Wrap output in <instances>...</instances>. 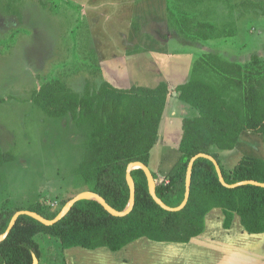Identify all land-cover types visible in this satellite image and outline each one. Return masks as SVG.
Returning a JSON list of instances; mask_svg holds the SVG:
<instances>
[{"label":"rangeland","instance_id":"1","mask_svg":"<svg viewBox=\"0 0 264 264\" xmlns=\"http://www.w3.org/2000/svg\"><path fill=\"white\" fill-rule=\"evenodd\" d=\"M199 21L214 23L216 38L203 41L200 33L207 30ZM206 53L243 64L254 54L264 57V0H0V152L15 157L0 166V209L39 203L59 214L69 199L92 188L78 173L88 124L78 125L71 114L52 117L35 101L52 80L82 95L96 93L104 81L130 88L141 77L168 80L159 139L167 156L160 165L174 170L182 121L198 113L177 96L176 86ZM204 73L210 81L221 80L212 70ZM144 79L137 83L149 84ZM211 151L230 171L243 157H264V140L261 133L244 131L234 149ZM151 157L159 183L166 173L155 170L156 147ZM36 239L38 264H115L111 254L118 255L107 247L65 252L54 237ZM150 241L159 243L157 250L166 244ZM224 254L196 255L200 264H223ZM172 255L175 261L185 258ZM231 258L230 264L240 260ZM133 260L157 264L144 251Z\"/></svg>","mask_w":264,"mask_h":264},{"label":"trees","instance_id":"2","mask_svg":"<svg viewBox=\"0 0 264 264\" xmlns=\"http://www.w3.org/2000/svg\"><path fill=\"white\" fill-rule=\"evenodd\" d=\"M198 25L207 30L200 33L203 41L215 37L214 24L199 21ZM192 65L189 79L179 83L176 91L198 113L183 119L175 169L157 183L158 196L172 207L183 202L189 160L200 152L212 154L219 161L229 184L247 179L264 182V157H243L229 171L218 154L211 151L212 147L234 149L244 131L261 133L264 140V57L254 54L250 62L243 64L206 53ZM206 70H212L221 80L206 79ZM144 80L149 84L136 82L130 88H119L104 81L92 95L75 92L63 80H52L42 86L35 100L52 117L71 114L78 125L88 124L90 131L78 173L92 185L90 190L102 195L118 210H124L130 199L128 164L142 161L149 166L170 95L168 80L157 81V76ZM232 89L236 95L231 94ZM14 159L10 153L0 152V166ZM132 175L136 202L130 213L114 216L98 201L82 199L53 225L21 215L0 242V264H34V258L41 257L38 234L54 237L64 249L107 247L118 251L139 238L186 243L204 232L207 215L216 208L222 211L224 228L230 229L239 217L248 233L264 232V187L224 186L213 161L208 158L195 161L190 197L179 211H168L156 203L142 168L133 170ZM28 209L49 219L58 215L39 203ZM16 211L0 209V234L6 231Z\"/></svg>","mask_w":264,"mask_h":264},{"label":"crops","instance_id":"3","mask_svg":"<svg viewBox=\"0 0 264 264\" xmlns=\"http://www.w3.org/2000/svg\"><path fill=\"white\" fill-rule=\"evenodd\" d=\"M190 75L191 73H189V76H187V79L184 82L189 79ZM160 136L161 134H159L158 142L155 146L157 148V158L159 160L155 170H160L162 173H167L170 170L163 167V165H160L161 161L164 160L163 158L167 156L166 145L163 144L164 146H162V144L160 145L159 143ZM159 148H161L162 151L159 150ZM151 160L152 157L150 158V163ZM165 243L166 244L160 245L163 246L160 248V250H157L156 246L159 243H154L150 240H147L146 238H139L129 243L121 250L115 251L116 254H118L116 257H114L111 253L110 254L115 264H148L146 261L144 262V260L134 262L133 256H135L140 251L147 252L149 258H156L157 264H200L204 261L197 260L198 256L196 254H200V252L203 250L205 252L208 250L216 251L222 254L225 253L223 256L224 258H221L219 263L230 264L233 261L231 257H233V259H240L235 264H264V232L259 234L248 233L241 225L239 217H236L233 226L230 229L224 228L222 211L218 208L213 209L207 215L206 228L199 236L192 238L186 243ZM167 246L175 247L170 248ZM70 249L71 248H67L64 251L69 252ZM157 253H159V256H157ZM172 253L176 254L177 256L181 253V257L185 255V258L177 259V261H175ZM164 258H167L168 261H163Z\"/></svg>","mask_w":264,"mask_h":264},{"label":"water","instance_id":"4","mask_svg":"<svg viewBox=\"0 0 264 264\" xmlns=\"http://www.w3.org/2000/svg\"><path fill=\"white\" fill-rule=\"evenodd\" d=\"M201 157L208 158L211 161H213L215 168L217 170L218 176H219V180L226 187L233 188V187H237L240 185H246V184H253V185L264 187V182H260V181L254 180V179H247V180H242V181H239V182H236L233 184H229L225 180V177H224V174H223V171H222V168H221L219 161L212 154L200 152V153H197L196 155L192 156L191 159L189 160L188 167H187V173H186V191H185V198H184L183 202L179 206L172 207V206H169L168 204H166L158 196V194H157V181H156V178H155L152 170L150 169V167L142 161H132L128 164L127 169H126V178H127L129 188H130V199H129L128 206L124 210H118V209L114 208L99 193H97L93 190H86V191L78 193L77 195H75L74 197L69 199L66 202L65 206L62 208L61 212L56 217H54L53 219L46 218L45 216H43L42 214H40L39 212L34 211V210H30V209L17 210L14 213L6 231L3 232L2 234H0V242L3 241L9 235V233L11 232V230L15 226L18 218L21 215L26 214V215H29V216L39 220L43 224L53 225V224L57 223L58 221H60L62 218H64L69 213V211L72 209L74 204L76 202H78L79 200H82V199H94V200L98 201L109 213H111L114 216H125V215H127L128 213H130L132 211V209L134 208L135 202H136V183H135V180L133 178L132 171L137 169V168H142L144 170V172L147 176V179H148L150 194L153 197V199L156 201V203L168 211H179L186 206V204L189 200L190 192H191V185H192V174H193L194 163L198 158H201ZM38 263H39L38 258L35 257L34 258V264H38Z\"/></svg>","mask_w":264,"mask_h":264}]
</instances>
